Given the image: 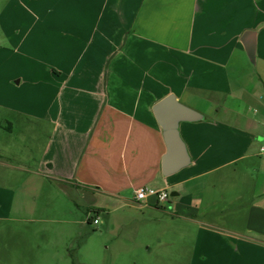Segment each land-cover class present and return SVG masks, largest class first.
I'll use <instances>...</instances> for the list:
<instances>
[{
    "label": "crops",
    "instance_id": "1",
    "mask_svg": "<svg viewBox=\"0 0 264 264\" xmlns=\"http://www.w3.org/2000/svg\"><path fill=\"white\" fill-rule=\"evenodd\" d=\"M0 26V49L11 54L0 99V218L17 194L6 168H21L12 136L26 125L27 145L41 153L38 178L83 197L170 207L214 228L198 218L204 185L240 162L253 165L254 203L227 231L264 245V0H9ZM12 54L22 63L11 66ZM171 93L204 119L181 123L191 163L167 176L154 106ZM142 186L150 193L138 202ZM161 189L174 199L159 204Z\"/></svg>",
    "mask_w": 264,
    "mask_h": 264
},
{
    "label": "rangeland",
    "instance_id": "2",
    "mask_svg": "<svg viewBox=\"0 0 264 264\" xmlns=\"http://www.w3.org/2000/svg\"><path fill=\"white\" fill-rule=\"evenodd\" d=\"M8 1L0 0V18ZM9 55L0 49V99L7 90ZM11 57V66L22 63L20 56ZM30 129L17 126L12 136L22 144V158L21 164L16 161L21 168H6L8 186L17 194L13 210L0 218V264H264V245L246 244L227 231L242 226L254 203L258 171L253 165L240 162L204 185L207 198L198 218L218 226L214 228L182 218L170 207H140L102 195L83 197L47 177L38 178L32 170H37L41 153L27 145ZM89 204L101 208L99 224L89 221L95 216ZM221 238L236 242L231 248H211Z\"/></svg>",
    "mask_w": 264,
    "mask_h": 264
},
{
    "label": "water",
    "instance_id": "3",
    "mask_svg": "<svg viewBox=\"0 0 264 264\" xmlns=\"http://www.w3.org/2000/svg\"><path fill=\"white\" fill-rule=\"evenodd\" d=\"M254 33V31L245 33L246 47L252 59L256 57ZM154 113L162 127L166 143L167 149L162 159V171L164 175L168 176L191 163L187 144L181 135V123L204 119V115L197 109L183 103L173 93L168 94L155 104Z\"/></svg>",
    "mask_w": 264,
    "mask_h": 264
},
{
    "label": "built area",
    "instance_id": "4",
    "mask_svg": "<svg viewBox=\"0 0 264 264\" xmlns=\"http://www.w3.org/2000/svg\"><path fill=\"white\" fill-rule=\"evenodd\" d=\"M261 153L263 154V157H264V146L261 147ZM149 193H150L149 189L146 186H142L136 190L135 199L138 202H142L148 197ZM155 193H156L159 204L168 202L171 196L168 189H161V190L156 191ZM93 223L94 224L100 223L99 215H95L93 217Z\"/></svg>",
    "mask_w": 264,
    "mask_h": 264
},
{
    "label": "trees",
    "instance_id": "5",
    "mask_svg": "<svg viewBox=\"0 0 264 264\" xmlns=\"http://www.w3.org/2000/svg\"><path fill=\"white\" fill-rule=\"evenodd\" d=\"M0 126H3V125L0 124ZM89 211L93 212L94 215H98L100 213L101 209H99V208H89ZM89 221H93V217L90 218Z\"/></svg>",
    "mask_w": 264,
    "mask_h": 264
}]
</instances>
